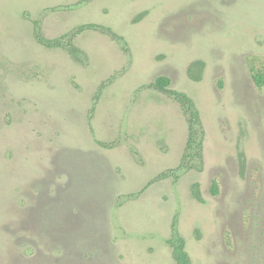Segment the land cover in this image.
I'll list each match as a JSON object with an SVG mask.
<instances>
[{
	"label": "rangeland",
	"instance_id": "1",
	"mask_svg": "<svg viewBox=\"0 0 264 264\" xmlns=\"http://www.w3.org/2000/svg\"><path fill=\"white\" fill-rule=\"evenodd\" d=\"M35 22L46 38L111 33L81 30L75 58L39 44ZM254 69L264 0H0V264H174V232L190 264H264ZM160 75L204 131L201 167L176 177L157 178L180 161L187 117L149 86Z\"/></svg>",
	"mask_w": 264,
	"mask_h": 264
},
{
	"label": "trees",
	"instance_id": "2",
	"mask_svg": "<svg viewBox=\"0 0 264 264\" xmlns=\"http://www.w3.org/2000/svg\"><path fill=\"white\" fill-rule=\"evenodd\" d=\"M88 28H99L101 31L111 33V31L104 26H98L95 24H86L76 26L69 34L63 35L57 38H46L44 37L39 29L36 22L34 23V38L35 40L45 47H59L66 50L70 55L75 58H79L82 53L77 48L72 40L77 33L81 30ZM203 68V61L195 60L187 68V75L190 79L198 81L201 77V71ZM252 80L257 87L264 86V69H254L251 74ZM170 79L166 76H157L154 81L149 85L150 87L157 89L170 95L182 108L184 114L187 117V136L183 153L180 157L178 165L169 169L167 172L161 173L157 178L167 177L173 175L176 177L175 172L185 171L191 168H200L203 163L202 148H203V127L199 118L198 110L194 105L192 99L184 92L173 90L169 88ZM244 160L240 159L241 171L244 170ZM210 191L212 194H216L218 191V184L216 180L211 183ZM191 194L196 200H202L199 184L197 182L191 185ZM167 243L172 249V257L174 264H190V259L184 248V239L176 232L167 240Z\"/></svg>",
	"mask_w": 264,
	"mask_h": 264
}]
</instances>
